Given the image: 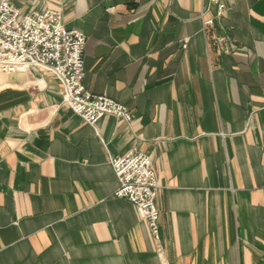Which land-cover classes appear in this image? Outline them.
<instances>
[{"label":"crops","instance_id":"1","mask_svg":"<svg viewBox=\"0 0 264 264\" xmlns=\"http://www.w3.org/2000/svg\"><path fill=\"white\" fill-rule=\"evenodd\" d=\"M11 1L84 33L86 89L135 119L93 127L51 74L0 72V264H264V0ZM134 149L160 242L115 196Z\"/></svg>","mask_w":264,"mask_h":264},{"label":"built area","instance_id":"2","mask_svg":"<svg viewBox=\"0 0 264 264\" xmlns=\"http://www.w3.org/2000/svg\"><path fill=\"white\" fill-rule=\"evenodd\" d=\"M211 1L218 6V16H222L226 6L221 0ZM87 40L81 31L67 29L60 11L25 14L11 0L0 1L1 73H25L36 68L51 74L62 87L63 104L93 127L106 116L132 123L135 117L126 105L86 89ZM216 40L225 41L220 36ZM111 166L119 184L116 198L133 204L154 241L160 242V212L156 205L160 185L153 158L134 149L112 159Z\"/></svg>","mask_w":264,"mask_h":264},{"label":"water","instance_id":"3","mask_svg":"<svg viewBox=\"0 0 264 264\" xmlns=\"http://www.w3.org/2000/svg\"><path fill=\"white\" fill-rule=\"evenodd\" d=\"M31 70H32L33 72H35V73H38V74H39V73H40V74L42 73L40 70H38V69H36V68H32Z\"/></svg>","mask_w":264,"mask_h":264}]
</instances>
